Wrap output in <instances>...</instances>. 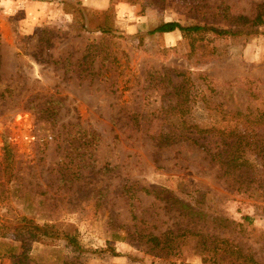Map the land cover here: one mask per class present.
<instances>
[{
  "label": "rangeland",
  "instance_id": "374dc122",
  "mask_svg": "<svg viewBox=\"0 0 264 264\" xmlns=\"http://www.w3.org/2000/svg\"><path fill=\"white\" fill-rule=\"evenodd\" d=\"M261 2L0 0V264L23 250L2 228L24 215L80 243L28 239L27 264H249L220 242L204 260L201 234L264 264V126L243 116L264 110V31L152 33L167 21L228 28ZM224 127L253 163L237 179L201 146L226 147ZM132 206L155 234H184L180 249L142 243Z\"/></svg>",
  "mask_w": 264,
  "mask_h": 264
},
{
  "label": "trees",
  "instance_id": "16d2710c",
  "mask_svg": "<svg viewBox=\"0 0 264 264\" xmlns=\"http://www.w3.org/2000/svg\"><path fill=\"white\" fill-rule=\"evenodd\" d=\"M229 27L228 28H221L214 25H202V24H193V25H183L178 21H167L162 22L158 26H156L152 33H167L175 31L179 29L184 34L192 33V32H214L215 34L219 35H230V36H240V35H258L263 33V26H264V2H261L258 7L256 14L254 16H249L246 14H238L233 15L229 19ZM102 31L104 33H111L113 28L106 22L102 27ZM99 46V44L97 45ZM96 46V47H97ZM203 46V44H202ZM105 57L103 58L104 61ZM244 117L252 118V123H258L259 125L264 126V110H248V112L243 114ZM204 131V130H202ZM209 130H206L208 132ZM228 132V134H226ZM220 136L224 139L227 137L229 138L228 144L226 147L217 150H210L205 146L204 143L201 144L205 149H207L208 153L210 154L212 162L219 166V169L223 172L224 175L233 176L234 178H238V176H242V173H237V171L247 172V170L253 169V163L248 159L242 157L238 154L235 146H237V140H231L235 135H238V129L236 127H224L218 130ZM226 138H225V136ZM191 138V137H190ZM193 139V138H192ZM198 141V140H197ZM261 149L264 154V139H261ZM81 149V147H80ZM78 149V151H80ZM263 164H264V155H263ZM3 163V173L4 176L9 175L8 180L10 181L14 177V170H15V154H14V146L12 145L9 138H5V145H4V155L2 158ZM178 203L182 204L181 201ZM188 209H190V213L192 212L193 208L189 204H184ZM132 208V220L135 224V232L141 236L139 239L142 243H146L149 245L150 249L156 251L157 254H169L174 250H178L181 247V238L184 237V234H180L178 232L169 231L164 232L162 235L155 234L152 230L149 229L150 225L148 221L144 220L143 218H139L134 213V206ZM246 219H250L249 216H246ZM10 224L3 225L2 228V236H7L9 233H13L16 237V240L21 242V248L23 250L16 254V252L12 253L13 264H27L26 263V241L28 239L41 237L45 240L53 239V238H64L67 243L72 246L74 249H79L80 243L76 237V230L70 231L67 229H61L58 226L50 225L48 223L39 224L34 221L33 218H29L26 215L21 216L15 220H9ZM149 226V227H148ZM190 232V230H186ZM192 231V230H191ZM169 233L170 235H167ZM196 234L195 232H192ZM209 244L207 241V236L201 234L200 238L198 239V247H200L201 253L204 257V260H207L206 252L209 251H217V246H212V243H221L224 248H228L229 251L234 253L238 258L244 260L246 263L249 264H257L254 260L252 255L244 254L243 250L240 249L237 245H234L232 241L227 238H219L214 237ZM16 248V247H15ZM14 248V249H15ZM166 264H179L176 261H168Z\"/></svg>",
  "mask_w": 264,
  "mask_h": 264
}]
</instances>
